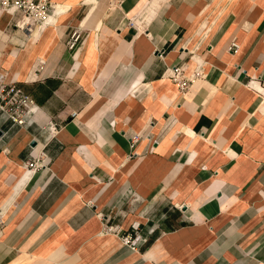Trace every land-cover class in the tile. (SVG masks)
Instances as JSON below:
<instances>
[{
	"label": "crops",
	"instance_id": "crops-1",
	"mask_svg": "<svg viewBox=\"0 0 264 264\" xmlns=\"http://www.w3.org/2000/svg\"><path fill=\"white\" fill-rule=\"evenodd\" d=\"M48 2L31 32L0 6V75L38 108L0 111V264H264V0Z\"/></svg>",
	"mask_w": 264,
	"mask_h": 264
},
{
	"label": "built area",
	"instance_id": "built-area-1",
	"mask_svg": "<svg viewBox=\"0 0 264 264\" xmlns=\"http://www.w3.org/2000/svg\"><path fill=\"white\" fill-rule=\"evenodd\" d=\"M0 6L13 13L16 17L15 24L18 28L28 32L47 23L51 12V5L48 0H3ZM81 38L79 32H74L69 39L68 49L72 51L75 50ZM238 48L239 46L237 43L233 42L229 50L235 52ZM184 72L182 68H175L169 75V78L178 86L182 95L187 93L194 80L203 79L205 77V72L201 66L197 67L189 76L185 75ZM252 83L254 82L250 83V87L264 95V87L258 90ZM0 111L5 114L14 125L22 127L33 120L38 108L30 95L25 93L15 83L6 84L3 75H0ZM75 116L76 114H73V117ZM48 130L52 137L58 133L57 125L53 123L48 125ZM134 141H138V138L136 137ZM47 166L48 154L46 146L42 147L35 160L29 161L25 165L29 174L46 169ZM7 211V206L0 207V239L3 236ZM102 232L104 234L118 235L123 245L133 251L139 250L141 244L145 240L141 234H139L138 227H133L132 231L126 232L118 225L104 223Z\"/></svg>",
	"mask_w": 264,
	"mask_h": 264
}]
</instances>
